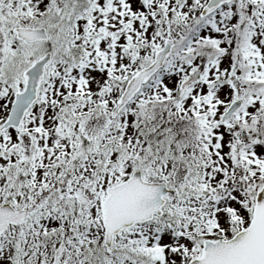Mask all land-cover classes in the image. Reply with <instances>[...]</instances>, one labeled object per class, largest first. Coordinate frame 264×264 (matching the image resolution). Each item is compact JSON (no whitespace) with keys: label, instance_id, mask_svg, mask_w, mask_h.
Listing matches in <instances>:
<instances>
[{"label":"snow or ice","instance_id":"snow-or-ice-1","mask_svg":"<svg viewBox=\"0 0 264 264\" xmlns=\"http://www.w3.org/2000/svg\"><path fill=\"white\" fill-rule=\"evenodd\" d=\"M0 264H264V0H0Z\"/></svg>","mask_w":264,"mask_h":264}]
</instances>
